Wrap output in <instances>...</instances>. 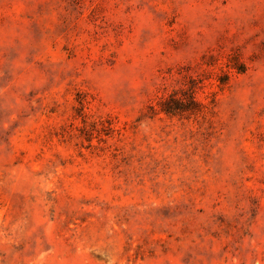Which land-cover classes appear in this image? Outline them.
Returning <instances> with one entry per match:
<instances>
[{
	"label": "rangeland",
	"instance_id": "1",
	"mask_svg": "<svg viewBox=\"0 0 264 264\" xmlns=\"http://www.w3.org/2000/svg\"><path fill=\"white\" fill-rule=\"evenodd\" d=\"M0 264H264V0H0Z\"/></svg>",
	"mask_w": 264,
	"mask_h": 264
}]
</instances>
